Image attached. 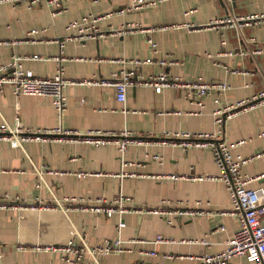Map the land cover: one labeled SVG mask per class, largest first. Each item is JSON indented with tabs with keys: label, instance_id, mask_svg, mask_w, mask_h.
<instances>
[{
	"label": "crops",
	"instance_id": "0c3cea01",
	"mask_svg": "<svg viewBox=\"0 0 264 264\" xmlns=\"http://www.w3.org/2000/svg\"><path fill=\"white\" fill-rule=\"evenodd\" d=\"M131 3L64 0L65 10L56 14L49 0L36 7L0 2V65L20 56L26 70L52 76L61 63L65 77L76 81L64 88L67 107L62 114L51 97H17L11 86L0 88V124L74 132L69 139L47 135L21 146L0 140V199L8 195L14 200L0 210V264H195L191 256L222 251L238 230L239 218L229 212L233 205L212 150L175 145L167 135L221 130L223 139L245 140L235 155L254 157L243 172L252 177L264 173V105L237 113L221 128L215 117L218 108L264 89V50L257 52L264 49V22L241 28L212 25L229 15L263 14L264 0H162L153 7L118 12ZM109 13L99 22L100 38L68 40L63 47L57 42L74 33L67 29L71 21ZM123 27L130 31L116 32ZM149 57L155 62H145ZM124 70L143 77L166 72L227 82L230 88L212 91L199 99L200 105L179 88L156 92L133 84L127 100L120 102L114 86L87 83L112 79ZM96 131L119 138L128 132L143 139L122 154L116 143L94 145L80 139ZM250 186L264 187V177ZM120 193L132 201L119 230L118 214L109 217L90 206ZM187 206L206 213L153 211ZM158 235L173 241L154 243ZM119 238L122 243L111 252H94ZM71 242L85 248L81 259L72 255L74 262L67 260ZM229 264L254 263L235 257Z\"/></svg>",
	"mask_w": 264,
	"mask_h": 264
},
{
	"label": "built area",
	"instance_id": "2783aa9c",
	"mask_svg": "<svg viewBox=\"0 0 264 264\" xmlns=\"http://www.w3.org/2000/svg\"><path fill=\"white\" fill-rule=\"evenodd\" d=\"M3 1H17L25 3L29 7H36L42 2V0H0ZM162 0H132L131 5L125 7L118 12L123 13L131 10H141L148 7L158 5ZM50 5L54 6V13L58 14L65 10L64 0H49ZM109 14L99 15H85L79 20L71 21L67 25V29L74 31L65 39L57 40L63 47L68 40H88L98 39L103 36V32L99 26V22L105 19ZM262 23L264 22L263 14H252L247 16L229 15L224 18L215 19L212 21V25L215 27H221L225 25L227 27H237L249 23ZM176 26V25H175ZM179 26V25H177ZM176 26V27H177ZM128 27H123L117 30V33L129 32ZM36 32L31 31V34ZM152 49H155L156 42L150 37L148 39ZM226 43L225 40L222 41ZM264 49L257 50L258 53ZM232 55V52H229ZM35 58L40 56L35 55ZM148 63H154L152 57L145 60ZM162 63V61H161ZM76 81L67 79L64 75V67L59 63L57 72L52 76H38L32 70H26L22 63V57L15 56L12 61L8 64L0 65V88L11 86L14 94L19 97L23 94L36 95L51 97L53 104L59 114H62L66 107V97L64 95V88L67 85L75 84ZM91 84H99L103 86H114L116 88V97L118 101L125 102L127 100V91L129 86L133 84H144L152 86L156 92H162L165 88H179L183 90L189 97L202 99L212 91L225 92L230 88L227 82H209L203 79H185L182 76L172 75L166 72H162L157 75H150L143 77L137 75L133 70H124L120 73H115L112 79H92L87 81ZM202 105V101L198 102ZM264 105V89L253 97L245 100L237 101L236 103L226 105L218 108L215 111L216 123L221 128L222 124L226 119L231 118L239 112L252 109L256 106ZM74 132L70 130H64L57 128L55 130H34L24 127L21 123L15 125L8 124L7 122L0 124V140H9L14 146H21L25 141L30 139H41L45 136L60 135L59 138H72ZM221 130L215 133L201 132H181L175 133L169 140L175 145L183 146H198L209 148L212 150L214 159L220 168V178L225 182L229 191L230 199L233 205L231 214L237 215L239 218V228L233 234V236L226 242L225 248L215 254L205 253L202 255L191 256L190 258L195 261V264H229L230 260L235 257H244L247 261L254 264H264V187H251L250 183L258 178L264 177V173L252 177L243 172V166L250 162L254 157H244L242 155H235L234 149L245 143V140L241 141H228L223 139L221 136ZM123 137L119 138L116 135H108V133H102L100 131L90 132L87 135L80 137L84 142L92 143L94 145H103L108 143H116L124 154L129 144L141 143L143 138L133 137L132 134L124 132ZM264 136V131L261 133ZM167 143V142H165ZM258 156V155H257ZM159 159V155L154 156ZM86 173H79L80 176ZM173 179H179L182 176L171 175ZM73 200H76L75 198ZM8 201L11 200L8 195L5 198L0 199V210L9 207L11 204ZM132 198L124 195L123 193L118 194L111 200L101 198L97 204L91 205L90 210L93 212L105 213L107 216H113L118 214L120 221L118 223L119 230L125 226L123 215L131 209L129 202ZM17 206V205H16ZM155 212L176 214L179 216H196L203 215L206 213L205 210L196 207H181L172 208L170 210L154 209ZM227 212L223 211L222 214ZM220 229H224L222 226ZM165 241H173L172 239L166 238L162 235H158L154 243H162ZM122 240L119 238L116 241L101 244L95 247L93 250L99 251L100 253H109L114 247L120 245ZM37 249H42L38 247ZM46 249H49L47 247ZM85 248L74 247L73 243L67 248L70 252L67 260L74 262L73 256L77 259H81ZM92 250V251H93ZM151 255H156V251H151ZM4 255L3 245L0 240V259ZM73 255V256H72Z\"/></svg>",
	"mask_w": 264,
	"mask_h": 264
}]
</instances>
